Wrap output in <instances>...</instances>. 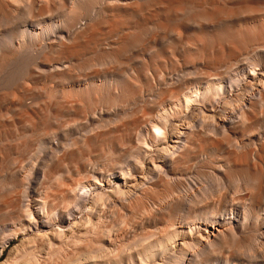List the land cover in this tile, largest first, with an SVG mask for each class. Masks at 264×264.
Returning a JSON list of instances; mask_svg holds the SVG:
<instances>
[{
    "label": "bare ground",
    "instance_id": "bare-ground-1",
    "mask_svg": "<svg viewBox=\"0 0 264 264\" xmlns=\"http://www.w3.org/2000/svg\"><path fill=\"white\" fill-rule=\"evenodd\" d=\"M0 264H264V0H0Z\"/></svg>",
    "mask_w": 264,
    "mask_h": 264
},
{
    "label": "rangeland",
    "instance_id": "rangeland-1",
    "mask_svg": "<svg viewBox=\"0 0 264 264\" xmlns=\"http://www.w3.org/2000/svg\"><path fill=\"white\" fill-rule=\"evenodd\" d=\"M4 253H5V252H3V253L0 255V261L3 260V258H4Z\"/></svg>",
    "mask_w": 264,
    "mask_h": 264
}]
</instances>
